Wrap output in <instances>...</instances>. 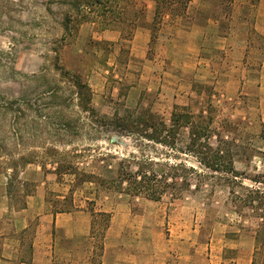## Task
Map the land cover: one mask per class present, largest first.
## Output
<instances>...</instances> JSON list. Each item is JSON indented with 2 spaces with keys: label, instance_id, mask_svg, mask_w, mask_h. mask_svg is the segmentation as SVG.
<instances>
[{
  "label": "rangeland",
  "instance_id": "374dc122",
  "mask_svg": "<svg viewBox=\"0 0 264 264\" xmlns=\"http://www.w3.org/2000/svg\"><path fill=\"white\" fill-rule=\"evenodd\" d=\"M259 1L190 0L186 9L172 3L155 18L153 0H132L125 9L136 11L133 25L103 29L83 21L65 32L67 7L57 0H0V101H18L15 113L0 112L7 139L0 155L41 154L50 146L78 157V174L43 179L50 202L94 211L95 263L106 231L97 212L104 211L128 229L122 232L127 242L160 261L248 264L255 258L264 264V247L254 248L258 219L247 207L238 211L228 189L214 183L215 173L189 151L190 124L180 119L172 126L176 114H191V122L206 126L204 138L212 146L219 142L229 150L234 168L247 177L245 186L253 185L248 178L264 175ZM78 81L86 84L87 101ZM86 104L91 110L82 108ZM151 122L165 125L161 135L171 145L148 139L152 129L145 124ZM130 155L131 170L150 157L152 169L164 175L168 186L158 200L107 189L95 177L81 180L82 171L114 178L118 162ZM54 166L36 160L23 169L38 180ZM27 174L19 171L7 184L8 174L0 172V231L9 229L12 212L34 189Z\"/></svg>",
  "mask_w": 264,
  "mask_h": 264
},
{
  "label": "trees",
  "instance_id": "16d2710c",
  "mask_svg": "<svg viewBox=\"0 0 264 264\" xmlns=\"http://www.w3.org/2000/svg\"><path fill=\"white\" fill-rule=\"evenodd\" d=\"M58 3L66 6L64 11L63 28L65 32L69 30L75 23L90 21L98 22L101 24L103 29L108 28L111 25H119L127 21L128 24H134L136 11L131 10L130 12L125 9L126 4H130L132 0H57ZM155 13L154 17L163 15L164 10L168 9L172 3H177L179 7L186 9L190 0H153ZM167 11V10H166ZM129 17H128V16ZM76 87L78 93L83 91L84 101H87L85 96L86 84L83 82H77ZM16 99H7L0 101V112L12 113L16 112ZM28 109H31L30 100L24 101ZM86 104L82 108L86 111L91 110ZM177 118L173 119V125H178L179 120L182 119L185 125L190 124L189 141L187 147L189 151L193 152L198 159V162L205 168L210 169L215 173V184L218 186H224L228 189L231 201L234 206L241 211L242 208L247 207L253 212L254 216L258 219L257 226L254 230V248L257 250L261 246L264 247V175H257L255 178H248L252 181L253 185L248 187L243 184L242 179L247 178L243 172H239L234 168L233 162L231 161L229 150L223 149L218 142L216 146H212L208 142V138H204L206 126H202L200 122H191V114L187 112H181L176 114ZM15 123V115L9 118V131L13 135ZM29 123V121H28ZM3 125V121L0 118V126ZM148 128L152 129V133L148 134V139L159 144L171 145L167 140L166 136H162L161 133L166 131L165 125L162 122L151 124H145ZM69 124L65 123V127L69 128ZM188 126V125H187ZM2 129L0 128V153L5 151L6 138L2 136ZM261 139L263 142V149L261 154L264 156V133H261ZM113 142L114 139H111ZM221 142V141H220ZM48 147L44 153L38 154L30 152L26 154L13 155L10 154L0 155V172L6 176L8 174L9 184L15 181L18 172L21 171L27 164L33 163L36 160L40 162H46L55 165L53 173L56 176L61 174H78L75 160L78 157L75 155H63L60 154L55 148ZM134 156L130 155V159H121L118 162V168L116 176L114 178H105L103 176H94L92 173L79 172L81 180L91 181V178H96L98 184L102 185L107 189L123 190L128 194L133 195H144L146 198L151 200H158L161 196L164 187L168 186V182L165 180L164 175L156 172L152 169V165L155 164L151 158L142 160L141 165L135 170H131L130 166L134 160ZM147 165V166H145ZM76 173V174H75ZM22 183V182H21ZM239 187L242 192L236 191L235 188ZM52 206L54 212L68 211L69 208H63L57 206L58 201L54 200ZM106 219V222L102 228L103 232L107 229L110 220V213L108 212H97ZM92 215V230H93V214L94 211H90ZM102 232V235H103ZM99 249H102L100 244ZM255 258H252L251 264H255Z\"/></svg>",
  "mask_w": 264,
  "mask_h": 264
},
{
  "label": "crops",
  "instance_id": "0c3cea01",
  "mask_svg": "<svg viewBox=\"0 0 264 264\" xmlns=\"http://www.w3.org/2000/svg\"><path fill=\"white\" fill-rule=\"evenodd\" d=\"M259 2L262 5L263 0ZM260 16H264V11ZM261 68L264 72V64ZM262 77L258 79V89L264 90ZM21 171L27 174L26 169ZM41 173L38 180L29 174L25 176L35 182L34 189L26 193L25 205L12 212L9 229L0 231V264H173L164 258L160 261L158 254L150 255L148 248H137L127 242L122 232L128 229L116 222L114 214L110 216L95 263L92 215L82 208L54 212L45 187L47 175L53 172ZM2 186L3 181L0 189Z\"/></svg>",
  "mask_w": 264,
  "mask_h": 264
}]
</instances>
